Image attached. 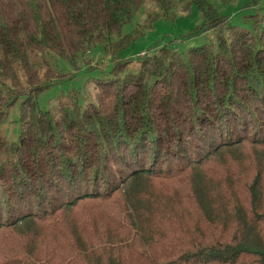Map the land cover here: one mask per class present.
<instances>
[{
    "label": "trees",
    "instance_id": "obj_1",
    "mask_svg": "<svg viewBox=\"0 0 264 264\" xmlns=\"http://www.w3.org/2000/svg\"><path fill=\"white\" fill-rule=\"evenodd\" d=\"M191 7L214 47L114 62ZM225 22L209 0H0V127L19 103L16 141L0 133V264H264V14ZM97 45L113 65L93 101L40 110L53 80L36 63L60 78L56 60Z\"/></svg>",
    "mask_w": 264,
    "mask_h": 264
},
{
    "label": "rangeland",
    "instance_id": "obj_2",
    "mask_svg": "<svg viewBox=\"0 0 264 264\" xmlns=\"http://www.w3.org/2000/svg\"><path fill=\"white\" fill-rule=\"evenodd\" d=\"M209 2L216 11L225 18V25L231 30H249L252 27L254 17L264 14V0H209ZM143 6L142 10H149L151 8L148 4H144ZM143 16V12L140 11L138 22L142 21ZM200 25L201 18L195 7H191L187 12L177 13L171 19H159L154 22L150 31H147L143 36L118 52L114 57V62H130L134 64L140 60V54H149L159 48H167L179 54H185L190 48L199 46L214 47L216 43V34L220 33V29L215 28L208 31H200ZM130 30V26H125L122 32L123 34H127ZM196 30L197 32L195 33ZM227 32L228 31L225 30L223 34L227 36ZM42 63L44 62L38 61V63H36V71L39 78H42L44 72L48 70L50 73L49 79H52L53 82L36 97L37 107L40 110L55 109L58 103L62 102V100L69 97L71 94L77 95L78 103L81 107L84 106L86 102L93 101L95 91L93 88L94 82L97 79L108 77L113 65V61L108 55L104 54L99 45L93 47L89 51V54L82 60H79L75 65L64 60H56L55 66L60 75H62L60 78H58L59 75L54 74L52 64L51 66H45ZM50 63L52 62L50 61ZM18 105L19 103H16L10 109L8 120L4 121L0 127L1 135L10 142H15L17 138L16 121L18 116ZM209 138L206 139L209 140ZM147 146L149 147V145H146V147ZM260 155L264 158V151ZM211 165L213 169L216 167L214 165L222 166L219 159L211 160L208 166ZM215 170L217 169L213 171ZM234 171L238 174L243 173V178H247L253 173L252 170L245 166L241 167V164H237ZM218 184L220 185L221 183L216 181L215 185L218 186ZM216 195L217 197L219 196V191H217ZM95 209L97 211L94 209H92L91 212H89L90 209H86L85 211L93 216L99 212L98 208ZM76 215L78 223L82 222L81 224L84 228L85 224L83 220L85 221L86 219V217L83 216L84 213L79 212ZM69 219H71V217ZM100 227L103 228L104 225L101 224ZM6 242L7 241L2 240L0 247L7 245ZM12 246L13 244L7 246V248Z\"/></svg>",
    "mask_w": 264,
    "mask_h": 264
},
{
    "label": "built area",
    "instance_id": "obj_3",
    "mask_svg": "<svg viewBox=\"0 0 264 264\" xmlns=\"http://www.w3.org/2000/svg\"><path fill=\"white\" fill-rule=\"evenodd\" d=\"M142 56H143V54H140V55H139V58H141Z\"/></svg>",
    "mask_w": 264,
    "mask_h": 264
}]
</instances>
